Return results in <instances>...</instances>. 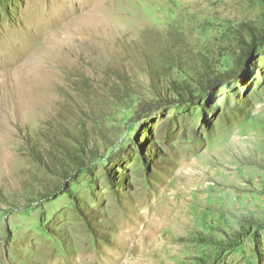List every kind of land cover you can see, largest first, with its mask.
Masks as SVG:
<instances>
[{"label": "rangeland", "instance_id": "1", "mask_svg": "<svg viewBox=\"0 0 264 264\" xmlns=\"http://www.w3.org/2000/svg\"><path fill=\"white\" fill-rule=\"evenodd\" d=\"M0 264H264V0H0Z\"/></svg>", "mask_w": 264, "mask_h": 264}, {"label": "trees", "instance_id": "2", "mask_svg": "<svg viewBox=\"0 0 264 264\" xmlns=\"http://www.w3.org/2000/svg\"><path fill=\"white\" fill-rule=\"evenodd\" d=\"M253 47L249 48V51L247 54L248 57L251 56ZM239 75L242 76L243 74L241 73ZM227 82H228V79H225L224 75H217V76L211 77L210 81L208 82V86L211 87L213 90V89L223 86ZM172 85L174 86V88L178 89V86L176 85V83H172ZM195 100L196 99L193 96H190L188 98L186 97V95L178 92L176 98L159 97L158 99L154 101L146 102L144 105H142V107L140 108V111L148 114L152 111L161 110L163 107H178V106H186L188 104H194L196 102Z\"/></svg>", "mask_w": 264, "mask_h": 264}]
</instances>
